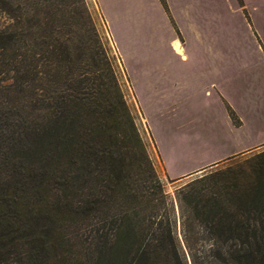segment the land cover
<instances>
[{"label":"trees","instance_id":"1","mask_svg":"<svg viewBox=\"0 0 264 264\" xmlns=\"http://www.w3.org/2000/svg\"><path fill=\"white\" fill-rule=\"evenodd\" d=\"M36 46L1 30L0 73L28 88ZM73 83L0 126V264H264V150L177 192L181 238L123 94Z\"/></svg>","mask_w":264,"mask_h":264},{"label":"rangeland","instance_id":"2","mask_svg":"<svg viewBox=\"0 0 264 264\" xmlns=\"http://www.w3.org/2000/svg\"><path fill=\"white\" fill-rule=\"evenodd\" d=\"M12 8L18 19L0 8V31L13 26L37 42L39 76L23 89L10 79L13 72L0 73V126H5L7 118L20 121L23 106L35 113L31 100L38 94L67 91L68 78L84 96L102 92L116 97L121 92L169 202L175 206L181 238L177 192L195 178L222 171L264 150V61L249 68L248 83L230 67L210 69L209 65L179 61L171 44L173 20L158 0H13ZM105 8L121 16L119 24L127 33L121 45L126 54L115 41ZM151 57L176 62L175 67L186 76L185 93L168 95L147 89L145 72H136L141 68L133 60ZM198 57L202 61L209 58L205 53ZM78 80H82L80 86ZM213 80L224 93L227 88L243 125L235 126L239 125L237 115L219 91L217 97L210 85ZM235 85L247 87L248 96L235 92Z\"/></svg>","mask_w":264,"mask_h":264},{"label":"crops","instance_id":"3","mask_svg":"<svg viewBox=\"0 0 264 264\" xmlns=\"http://www.w3.org/2000/svg\"><path fill=\"white\" fill-rule=\"evenodd\" d=\"M158 3L159 7L167 11L168 18L173 20L175 35L171 44L174 52L180 56L179 61L200 67L209 65L210 69L219 66H225L227 69L230 67L232 73H240L247 83L250 82L249 68L264 61V0H158ZM137 6L143 8L142 5ZM103 12L115 41L126 54L121 45L127 36L119 24L121 16H115L109 8L103 9ZM201 53L209 57L207 61L198 57ZM133 64L141 68L136 72H145L147 89H160L168 95L185 93L186 76L175 67L174 60L151 57L140 61L133 60ZM200 77L201 75H198V80ZM228 81L226 75V87ZM210 85H213L218 98L217 91L223 95L226 105L237 115L239 125L235 126L243 125L244 120L227 88L224 93L216 80L210 81ZM235 88V92L240 90L241 95L248 96L247 87L235 85ZM229 120L231 125H234L231 118ZM258 141L252 143L256 144Z\"/></svg>","mask_w":264,"mask_h":264}]
</instances>
